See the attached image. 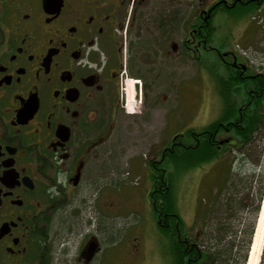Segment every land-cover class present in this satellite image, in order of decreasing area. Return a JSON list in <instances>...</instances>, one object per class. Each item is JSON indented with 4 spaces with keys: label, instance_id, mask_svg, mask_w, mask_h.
Here are the masks:
<instances>
[{
    "label": "flooded vegetation",
    "instance_id": "1",
    "mask_svg": "<svg viewBox=\"0 0 264 264\" xmlns=\"http://www.w3.org/2000/svg\"><path fill=\"white\" fill-rule=\"evenodd\" d=\"M221 8L223 51L210 44ZM200 49L222 63L224 93L244 92L240 110L264 86V0H0V264H143L140 229L120 249L90 230L109 213L105 143L132 139L136 118L147 128L158 71ZM154 210L194 264L198 238Z\"/></svg>",
    "mask_w": 264,
    "mask_h": 264
},
{
    "label": "rangeland",
    "instance_id": "2",
    "mask_svg": "<svg viewBox=\"0 0 264 264\" xmlns=\"http://www.w3.org/2000/svg\"><path fill=\"white\" fill-rule=\"evenodd\" d=\"M213 24L210 44L223 51L222 8L217 10ZM185 30L186 23L183 33ZM179 61L178 70L172 75L168 67L158 71L157 82L164 84L149 90L147 128L136 118L129 125V130L134 132L127 134L132 139L119 140L116 145L111 135L106 141L105 147L109 149L102 160L105 183L102 207L109 213L93 222L90 230L100 235L102 232L105 246L120 249L140 229L143 264H177V260L179 264L180 256L178 250L172 252L175 247L169 232L157 222L155 203L164 213L177 214L180 231L183 233L185 229L188 237H197L200 245L211 247L219 254L220 263L239 264L251 244H248V230L254 218L255 198L246 195L251 185L252 196L264 175V106L262 122L251 141L241 149L222 146V158L207 162L199 155L189 157L186 145L201 140L199 136L193 140L192 133L215 120L220 123L232 120L238 114V100L244 97V92L229 89L221 94L224 68L212 50L200 49L198 63L188 56ZM151 75L147 73L149 84ZM145 130L146 143L140 145ZM231 133L221 131L219 138L226 139ZM172 138L178 143L173 147ZM163 184L169 186L170 198L162 196ZM154 189L158 193L152 197ZM111 198H116L114 204ZM113 208L119 210L112 213ZM168 221L172 223L170 218ZM78 240V236H73L69 241L71 252ZM263 256L264 238L257 264H262Z\"/></svg>",
    "mask_w": 264,
    "mask_h": 264
},
{
    "label": "trees",
    "instance_id": "3",
    "mask_svg": "<svg viewBox=\"0 0 264 264\" xmlns=\"http://www.w3.org/2000/svg\"><path fill=\"white\" fill-rule=\"evenodd\" d=\"M207 39L209 38V31L207 30ZM264 86L260 84L258 90L254 91L256 96L248 97V103L238 109V114L232 118V120L226 121V123H220L219 120H215L205 126L201 131L197 133H192L191 137L194 140V136L201 137L200 141L195 140L193 144L186 145L185 150L190 151L189 157L194 156H201L202 160L207 162L213 159H220L222 158L221 150L223 149L222 146L231 145L237 149H241L245 144H247L253 138L254 132L262 122V114L261 109L264 106ZM221 94H224L223 89L221 88ZM226 117L227 113H224ZM232 132L229 137L219 138V132ZM224 144V145H223ZM163 188L161 191L165 198H170L171 191L167 184L161 185ZM224 189V187L222 188ZM252 186H249V193L246 195V198H255L254 200V218L249 227V238L248 244L251 242V237L254 232V227L256 226V216L259 210L261 199L263 198L264 193V175L260 184L256 187V191H253L252 196L251 194ZM158 193L157 189H154L151 193L152 197ZM239 198H243L240 197ZM154 207L155 206V203ZM157 208V207H156ZM167 219H171L174 223L180 224L181 220L177 214L174 213H167ZM249 251V250H248ZM180 259L179 264H187L190 258H188L187 252L183 250H179ZM191 257V254L189 255ZM248 256V254H247ZM246 259V255H242L239 264H244ZM178 264V260H177ZM194 264H222L220 263L219 254L215 253L214 250L211 249L209 246L200 245L198 253L196 255V259Z\"/></svg>",
    "mask_w": 264,
    "mask_h": 264
},
{
    "label": "bare ground",
    "instance_id": "4",
    "mask_svg": "<svg viewBox=\"0 0 264 264\" xmlns=\"http://www.w3.org/2000/svg\"><path fill=\"white\" fill-rule=\"evenodd\" d=\"M134 81L133 80H128L127 83V94L130 102L132 101V94L134 95ZM133 88V92H132ZM257 221H256V226L253 232V238L251 240V244L249 247L248 251V256L246 259L245 264H257L258 259H259V254L264 238V194H263V199L261 202V207L259 209V212L257 214Z\"/></svg>",
    "mask_w": 264,
    "mask_h": 264
}]
</instances>
